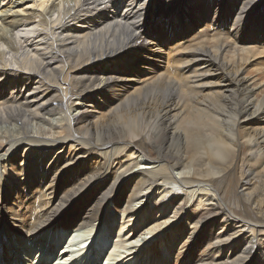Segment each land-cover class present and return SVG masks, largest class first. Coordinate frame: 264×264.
<instances>
[{
    "label": "bare ground",
    "instance_id": "6f19581e",
    "mask_svg": "<svg viewBox=\"0 0 264 264\" xmlns=\"http://www.w3.org/2000/svg\"><path fill=\"white\" fill-rule=\"evenodd\" d=\"M1 44L0 264H264V0H0Z\"/></svg>",
    "mask_w": 264,
    "mask_h": 264
},
{
    "label": "rangeland",
    "instance_id": "374dc122",
    "mask_svg": "<svg viewBox=\"0 0 264 264\" xmlns=\"http://www.w3.org/2000/svg\"><path fill=\"white\" fill-rule=\"evenodd\" d=\"M34 24V25H33ZM32 25H30L28 28H26V27H24L23 29H18V32H20V33H23V31L24 30H26L27 32H32V31H34L36 28H38V27H40L38 24H39V22H36V23H33ZM144 29H145V27H144ZM26 31H24L25 33H26ZM16 41H17V43L19 42L20 43V37L18 36V35H16ZM0 47H3V48H7L6 46H5V44H1V46ZM65 123V122H64ZM39 124V123H38ZM42 124H46V123H42ZM49 125V124H48ZM48 125H45V126H47V128H51L50 126H48ZM146 203V199L145 200H143L141 203H139V204H137V206H143V204H145ZM187 209V208H186ZM188 210V209H187ZM114 212V214H116L115 213V210L113 211ZM112 212V213H113ZM111 213V214H112ZM171 215H173L174 216V212L171 214ZM180 222H182L180 225H185V228H187L188 229V224H187V222H186V220L185 219H181L180 221H179V223ZM118 225L119 224H117L116 225V228L118 227ZM101 229H102V227H101ZM215 231L216 232H218V231H220V229H219V226H217V228L215 229ZM170 233V232H169ZM171 234V233H170ZM163 237H165V235L163 234V236L162 237H160V238H162V239H164ZM182 238V237H181ZM161 239V240H162ZM180 239V238H179ZM183 239V238H182ZM182 239H180V241L181 242H183V240ZM67 241V240H66ZM179 241V240H178ZM178 241H176V242H178ZM181 242L179 243V245L178 246H180L181 245ZM111 246V244H109V246L107 247V249L109 248ZM61 247V245L58 247V249ZM107 249H106V251H107ZM175 254H176V251L174 252ZM103 257V256H102ZM107 263V261H104L103 262V264H106Z\"/></svg>",
    "mask_w": 264,
    "mask_h": 264
}]
</instances>
